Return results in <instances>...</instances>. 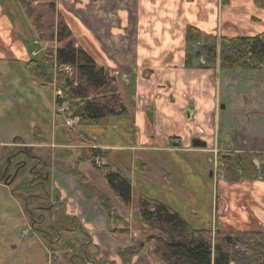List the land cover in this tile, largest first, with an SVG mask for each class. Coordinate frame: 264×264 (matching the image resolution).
<instances>
[{"label":"crops","instance_id":"crops-1","mask_svg":"<svg viewBox=\"0 0 264 264\" xmlns=\"http://www.w3.org/2000/svg\"><path fill=\"white\" fill-rule=\"evenodd\" d=\"M10 1L0 0V73L5 72L1 65L6 62L22 65L25 69L26 63L36 59L50 44L54 45L39 40L28 18L26 24H20L17 17L26 16L24 9L19 0ZM39 2L55 3L57 15L69 26L77 46L83 48L114 79L130 122L125 124L126 132L124 119L103 120L97 125L81 127L83 135L89 138V143L84 146L76 142L72 144L77 138L70 135L58 142L56 133L50 143L41 129L34 127L33 130H38L35 134L42 141L37 142L39 145L46 149H65L68 146L69 149H103L109 152L107 159L102 160L105 166L122 176L129 164L134 172V181L131 182L132 202L134 188L140 193V202L142 196L150 197L144 190L152 184H164L162 188L170 186L171 173L166 171L163 181L151 175L154 173L152 162L161 167V157L154 152L176 153L174 149L178 152L184 149L189 153L211 155L214 147L211 146L212 139L218 130L220 134L223 133L222 137L228 138L220 140L222 149H230V146L231 149L245 151L264 149V99L255 95L260 94L263 87L264 71L235 73L184 67L185 32L190 26L204 34L219 37L257 36L264 33V11L259 10L253 0ZM15 8L18 9L16 15ZM55 45L56 49L63 47L62 44ZM117 78H121V81ZM256 81L261 82L257 87ZM51 88L54 93L57 91L55 85ZM53 106L57 107L54 102ZM18 120L21 121L20 117ZM197 137L207 142L206 149L193 148L192 140ZM76 161H73L72 166ZM86 165L83 163L79 166L80 172L88 180L86 185L68 174L72 167L69 165L66 171L52 173L54 188L57 190L60 186L69 192V198L60 201L61 210L66 215L69 213L71 197L75 198L73 210L78 208L80 216L76 217V211L75 216L68 217L78 219L81 227L89 228L87 232L92 236L93 249L98 248V245L102 248L108 245L112 247L114 240L106 238V235L110 236L109 221L94 196V189L107 195L108 187L99 175H94L93 171L87 172ZM220 184V191L224 195L218 199L215 209V189L211 221L216 213L218 225L223 228L264 231V181L237 184L221 182L218 189ZM87 185L94 186V189L87 188ZM185 187V182H181V188ZM60 194L59 197L62 196ZM196 198L201 201L199 196ZM190 208V217H195L197 212L193 206ZM183 211L186 209L183 208ZM101 259L97 258L100 264H118L120 261L118 256L114 260L105 259L104 263Z\"/></svg>","mask_w":264,"mask_h":264},{"label":"trees","instance_id":"trees-1","mask_svg":"<svg viewBox=\"0 0 264 264\" xmlns=\"http://www.w3.org/2000/svg\"><path fill=\"white\" fill-rule=\"evenodd\" d=\"M19 1L39 40L63 45L59 49L49 47L36 59L26 63L25 69L29 76L41 86L55 85L57 90L62 89L64 93L61 101L68 102L70 107L67 116L77 118L80 128L100 124L103 120L127 119L129 113L114 79L83 48L77 46L69 26L57 15L55 3ZM253 1L259 10L264 11V0ZM185 42L186 69H218L219 72L235 73L264 71V33L257 36L219 37L204 34L190 26L185 32ZM63 66H70L71 72L65 73ZM69 135L77 138L74 143L80 146L89 142L82 132L70 130ZM34 140L41 141L36 134ZM74 150L78 157L68 174L86 185L88 180L80 172L79 166L90 162L115 199L125 210L131 211V181L108 167L101 169L95 166V161L106 160L109 152L86 147ZM256 162L260 163L259 168ZM218 165L222 170L220 179L225 182L264 180V153H243L241 160L229 153H220ZM94 196L109 221L112 234L129 235L127 224L117 213L112 201L96 189ZM140 209L139 230L144 241L142 249L148 245L147 254L154 264H264L262 231L224 232L218 229L216 235L212 236L211 226L196 228L173 207L156 198L142 196ZM70 220L66 214L60 217L64 223H70ZM143 241L135 242L134 248L118 250L122 264H132L134 257L140 254L136 247L142 246ZM50 247L52 251L55 250L52 245ZM74 249V245L68 248ZM51 260V264L59 263L56 255ZM71 262H75L73 257Z\"/></svg>","mask_w":264,"mask_h":264},{"label":"rangeland","instance_id":"rangeland-1","mask_svg":"<svg viewBox=\"0 0 264 264\" xmlns=\"http://www.w3.org/2000/svg\"><path fill=\"white\" fill-rule=\"evenodd\" d=\"M11 1L13 3L16 0ZM17 13L18 9L15 8L14 15ZM26 18L27 17L24 15L22 18L17 17V20L20 21V24L24 22L26 24ZM55 44L58 43H54V45L50 44L47 48L55 47ZM3 67L7 73H0V143L12 144L17 139L18 146L32 143L30 145L36 147L34 149H24L23 152L18 151V158L16 161H25L26 156H28L27 152H30L35 155L37 159L41 158L44 162L48 163L51 174H54L55 171H66L69 168L68 166H72L73 161L77 159L78 154L76 151L74 149H69L70 146L65 149L44 148L37 143L38 141L34 140V134H37L38 130H33V128H40L44 137H46L50 143L55 133L57 134L58 142H61L67 139L70 130H75L80 133L81 128L75 127L73 129H68L65 126L66 117H72L69 115L63 116L60 113L61 103H59L57 107L53 106V102L55 105V99L57 97L56 90L54 93L51 88L53 85L41 86L27 74L22 65L6 62L1 65V69H3ZM117 80L121 81V78H117ZM236 81L239 82L237 79ZM260 83L261 82L256 81L255 86L257 87V84ZM252 92L255 93L254 91ZM259 93L260 94L255 93V95L259 96L260 99H264V82ZM126 95L129 97L128 92H126ZM63 102L65 105L69 106L68 102ZM19 117L21 121L18 120ZM126 123H130L128 119H124V132L127 130L125 127ZM222 135L223 133L221 132L219 140L222 138L224 140L228 139L227 137H222ZM124 140L127 141L126 138H124ZM72 144L75 145V143ZM130 144L132 145V143ZM134 149L140 150L137 148ZM173 151L176 153L154 152L161 157V167L152 162L153 166L151 168L154 172L151 175L154 179H156L157 176L160 181H163V175L166 171L171 173L170 186L162 188L161 185L165 186L164 184H152L151 187L145 188L144 192L150 196L149 198H159L163 202L169 204L196 228L211 226L212 236H215L217 230L219 228L221 229V226L218 225L216 213H214L213 220L211 221L212 197L216 194V179L210 177L211 173L214 171L213 163L210 162L213 156L200 152L197 154L189 153L184 149L180 152L175 149ZM259 151L264 152V149H260ZM86 163L85 170L87 172L93 171L94 173H92L98 176V170L90 162ZM95 166L98 167L96 161ZM131 168L133 169V167H130L128 164V168L124 169V178H128L132 182L134 181L132 176L134 172H132ZM25 172L27 179L31 178V176H29L30 174H27L26 168ZM135 176L137 177V174ZM181 182H185V188H181ZM87 186L84 187L86 188ZM91 187L94 189V186L91 185L87 188ZM221 189L222 187L220 184L218 191ZM47 190H51L48 185ZM108 190L106 195V193L98 189V191L106 195L112 201L117 213L127 224L130 234H124V236L115 235L112 234L111 228H109L108 231L110 232V236L106 235V238L114 240L113 246L110 247V245H108L102 248V246L98 245V248L93 249L91 245L92 236L87 232L89 228L85 226L81 227L78 219L74 218L70 220V223H64L62 225L63 228L60 230L59 242L50 244L46 235H44L46 234L45 230L47 229V225L50 224L48 221H50V219H56L62 210L59 211L58 207H56L54 209L56 211L51 217L49 216V220L46 222L41 221L38 224L36 222L38 221L37 217L39 213L36 210V206L42 202L45 205L51 203V206H53V201H51L52 198L46 199V201L33 198L28 201L24 196L25 190L23 187V180L20 176L16 177L15 181H0V264H51V259L55 255L57 259H59L58 264H85V262L87 264V254L90 255V260L93 263L94 260L97 261V258L100 257L102 258L101 261L103 260L102 263H104L105 259L109 260L111 258V260H114V258L118 256L119 249L134 248L135 242L143 241V234L139 230V221L141 219L139 216L141 211L139 202L140 193L134 188L131 211L128 212L118 200L115 199L111 191L109 190V192ZM57 191H59V195L62 193L60 201L61 199L64 201L70 196L68 190L60 186ZM186 191H188L187 195L185 194ZM33 192L36 194L41 193L38 189ZM197 196H199L201 201L197 200ZM74 199V197H71L69 213L66 216H75L74 213L76 211L78 212L76 217L80 216V210L78 208L73 210L75 204ZM191 206H193V209L197 212V215L192 218L189 215L192 209L190 208ZM214 207L215 209L217 208L216 200ZM183 208L186 209V211H183ZM63 211L66 212L65 208H63ZM206 216L207 222H205ZM67 226H75V228L71 229ZM232 231L237 232V230ZM111 235L113 236L111 237ZM57 237L58 235H54L53 239ZM141 244L142 246L138 245L136 247V249L140 251V254L134 257L132 264H154L147 254L149 251L148 245H144L145 248L142 249L144 241ZM50 245L55 247L54 251L50 249ZM70 245H74L75 249L68 250ZM52 252H54V254ZM72 257L75 261L73 263L71 262ZM119 258L118 256V260ZM98 264H100V262H98ZM118 264H122L121 259Z\"/></svg>","mask_w":264,"mask_h":264},{"label":"flooded vegetation","instance_id":"flooded-vegetation-1","mask_svg":"<svg viewBox=\"0 0 264 264\" xmlns=\"http://www.w3.org/2000/svg\"><path fill=\"white\" fill-rule=\"evenodd\" d=\"M219 139H220V131L218 130V134H216L214 139H212L211 146H214V147L211 149V152H210L211 155L213 156L212 163L214 167V171L213 173H211L210 177L216 179V188H215L217 191V194H216L217 196L215 197L216 201H218V199H221L222 195H224L222 191H218L219 190L218 185L221 182H225L223 179H220V173L222 172V170L219 169L218 155L228 150V152H226L227 154L229 153V155L230 154L234 155L236 156L237 159L241 160L243 153H264L263 151H259L260 149H252V151L248 152V151H245L244 149H231V146H230V149L223 150ZM17 140H15V142L10 145H0V181H5V180H7V182H10V180L15 181L16 177L20 176L23 180V187L25 190L24 196L26 197L28 201H30L33 198L42 199L43 201H46V199L52 198L51 201H53L52 202L53 206H51V203L48 205H45L43 204V202L36 206L37 208L36 210L39 213V216L37 217L38 221L36 223L39 224V222L41 221L46 222L47 220L50 219L51 215L54 214V212L56 211L54 209L58 206V204L60 205V197H59V193L54 188L53 176L51 172L49 171L48 163L44 162L41 158L37 159L36 156L30 152H27L28 156H26L25 161H22V162L16 161L18 158L17 156L18 151L23 152L24 149H34V147L30 145L18 146ZM197 140H200L201 142H205L200 137H197L192 140V146H193V142ZM207 147H208V144H207ZM207 147L205 148L193 147V148L195 150H198V149H206ZM4 149H7V150H4ZM226 153H223V154H226ZM256 165L258 166V168L260 167L259 162H256ZM25 168L27 169V174H30L29 176H31V178L27 179ZM258 180H262V179H258ZM245 181L247 180H244L243 182ZM250 182H253V181H250ZM231 184H234V183H231ZM47 185L50 187L51 189L50 191L47 190ZM36 189H38L41 193L40 194L34 193L33 191ZM61 207L58 206L59 211L61 210ZM225 208L226 210L228 209V207H225ZM64 214L60 212V215L57 216L56 219H53V220L50 219V221H48L50 224L47 225V229L45 230L46 234L44 233L43 234L46 235V238L49 240L50 244L51 243L53 244L54 242L56 243L59 242L60 230L63 228L62 225L64 224V222L60 221V217H62ZM67 227L71 229L75 228V226L74 227L67 226ZM221 230L224 232H234L231 229H227L223 227L221 228ZM243 232H246V231H243ZM54 235H58V237L53 239ZM52 253L54 254V252ZM90 259L91 258L89 254H87L86 255L87 264L93 263ZM93 264H98V261L94 260Z\"/></svg>","mask_w":264,"mask_h":264},{"label":"built area","instance_id":"built-area-1","mask_svg":"<svg viewBox=\"0 0 264 264\" xmlns=\"http://www.w3.org/2000/svg\"><path fill=\"white\" fill-rule=\"evenodd\" d=\"M62 70L65 73H70L71 70H72V68L70 66H63L62 67ZM62 97H63V91H62V89H60V90L57 91V97H56V100H55V104L58 105L59 103H61V106H60V110L59 111H60V113L63 116H67V112L70 110V107L67 106V105H65L64 102H61ZM65 124H66V126L68 128L73 129V128L79 126V120L77 118H70V117L68 118V117H66ZM96 165L99 168H101V169H104L105 168V164H104V162L101 159H97L96 160Z\"/></svg>","mask_w":264,"mask_h":264},{"label":"water","instance_id":"water-1","mask_svg":"<svg viewBox=\"0 0 264 264\" xmlns=\"http://www.w3.org/2000/svg\"><path fill=\"white\" fill-rule=\"evenodd\" d=\"M193 147H195V148H205V147H207V143L201 142L200 140H197V141L193 142Z\"/></svg>","mask_w":264,"mask_h":264},{"label":"bare ground","instance_id":"bare-ground-1","mask_svg":"<svg viewBox=\"0 0 264 264\" xmlns=\"http://www.w3.org/2000/svg\"><path fill=\"white\" fill-rule=\"evenodd\" d=\"M64 93V92H63Z\"/></svg>","mask_w":264,"mask_h":264}]
</instances>
